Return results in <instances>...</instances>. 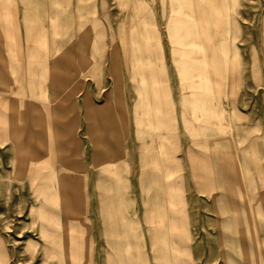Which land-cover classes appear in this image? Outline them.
Returning <instances> with one entry per match:
<instances>
[{
	"label": "rangeland",
	"instance_id": "374dc122",
	"mask_svg": "<svg viewBox=\"0 0 264 264\" xmlns=\"http://www.w3.org/2000/svg\"><path fill=\"white\" fill-rule=\"evenodd\" d=\"M0 2L13 17L0 30L2 95L74 98L76 118L74 142L53 146L54 197L70 199L54 212L70 223L62 232L54 217L64 238L52 253L39 201L12 174L24 151L0 144V264H125L117 222L130 264H264V0ZM144 62L153 127L136 123ZM113 151L115 166L94 164ZM69 241L79 260L73 244L65 258Z\"/></svg>",
	"mask_w": 264,
	"mask_h": 264
},
{
	"label": "crops",
	"instance_id": "0c3cea01",
	"mask_svg": "<svg viewBox=\"0 0 264 264\" xmlns=\"http://www.w3.org/2000/svg\"><path fill=\"white\" fill-rule=\"evenodd\" d=\"M38 5L39 4L36 3L34 6L39 7ZM129 5L133 8L135 7L133 1H130ZM5 9H8V7L3 6L0 2V15L3 18V21L0 22V30L2 31H5L8 27L13 25L11 23L13 22V17H11ZM37 22L40 24V21ZM139 37L143 38L145 36L139 35ZM39 39L44 44H47L48 39L45 34L40 36ZM136 52L140 54L141 48H137ZM1 59L2 62H4L5 59ZM212 59L213 57L210 56L209 61L212 68V75L215 76ZM148 70L149 64L144 62L137 72V76L141 83V88L138 90L139 101L137 103V108L141 111V114H139L136 123L138 125L142 124V121L146 117L149 125L153 127L156 118L153 115L154 112H151V93L153 91V84L148 82ZM3 81L4 79L0 74V88L3 85ZM164 90L165 89H163L162 92H164ZM2 93L3 91L1 92L0 89V144L14 143L21 145L19 148L24 151V155L18 159H14V162H16V164L14 163V167L12 162H10L12 174L14 177L20 178V184L24 180H27L31 194L34 195L36 201H39L38 211L43 221V226L40 231H44L46 238L52 237L54 217L59 219L58 222L61 224L62 232L68 228L67 225L70 223L69 218L64 219L58 216V213L54 212V208H59L60 203H63V208H68L70 199L61 196L59 200L54 197V193L61 192L60 188L62 190L64 186L62 181H59L60 176L56 174L53 146L54 143H57L61 147L65 145V141L68 143L74 142L76 118L72 116V113L75 100L74 98L72 100L69 98H62V101H60V99H58L60 97L58 94H52L51 96L46 92L40 91L33 95V101L27 102L20 98L21 95L19 93L13 92L12 97H5ZM156 94L157 93L154 92V96H156ZM85 104L86 111L94 117L95 121L101 120L103 123H106L105 121L111 119L108 115H103L101 108L95 110L91 109L87 102ZM160 104L167 106L168 102L159 98L157 99V105ZM218 110L222 116L224 114L223 110L219 106ZM116 156L119 157L115 151L111 152L109 156L96 153L94 156V164H111L115 166L114 163L117 162ZM110 157H113V160L110 159ZM67 158V156L63 155L60 157L62 161ZM255 166L259 169L258 165ZM104 184L106 186L111 185L109 182H105ZM76 185L78 184L76 183ZM104 198L111 199V196L106 195ZM119 214V220L121 222L122 214L120 212ZM113 232L116 234V249L120 251L118 256L122 255L124 259L121 260H124L125 264H130L129 258L127 257V250L130 245L126 243L124 237L121 239L118 238L120 236V225H118V222L114 224ZM61 237L64 238V236Z\"/></svg>",
	"mask_w": 264,
	"mask_h": 264
},
{
	"label": "bare ground",
	"instance_id": "6f19581e",
	"mask_svg": "<svg viewBox=\"0 0 264 264\" xmlns=\"http://www.w3.org/2000/svg\"><path fill=\"white\" fill-rule=\"evenodd\" d=\"M184 3V2H183ZM187 4H188V2H187ZM113 154V153H112ZM18 169V168H17ZM21 172V171H20ZM23 176V175H22ZM55 178H56V176H55ZM41 207V206H40ZM44 210V209H43ZM49 220V219H48ZM59 225V224H58ZM77 225V224H76ZM75 225V226H76ZM43 226V225H42ZM45 227V226H44ZM64 228V227H63ZM57 228H55V227H53V236L52 237H48L47 239H45V241H46V244L49 246V247H52V249H51V253L52 252H54V250H55V248L57 247V245H58V240L59 239H62V238H59V236L58 235H56V233H58L57 232V230H56ZM62 230V229H61ZM73 230V229H72ZM59 231V230H58ZM44 232V231H43ZM44 238H46V236H44ZM77 242L75 241V243H73V241H69L68 243H65V245H63L64 247H63V250L65 251V258H67V256L69 257V255H68V253H69V251H70V247L72 246V244L74 245V247H75V249H74V251H75V255L77 256V259L79 260L81 257H80V255L83 257L84 256V252H82V251H84L83 250V247H80L79 246V244L77 243ZM61 246V245H60ZM50 250V249H49ZM62 250V249H61ZM63 251V252H64ZM86 251V250H85ZM49 252V251H48ZM50 253V252H49ZM64 254V253H63ZM53 256H54V258H56V260H57V263L58 264H66V263H64L65 262V260H64V258H57V257H55V255L54 254H52ZM51 255V256H52ZM59 256V255H58ZM79 257V258H78ZM121 259H123V257H122V255H119V260H121ZM0 262L2 263V259L0 258Z\"/></svg>",
	"mask_w": 264,
	"mask_h": 264
}]
</instances>
